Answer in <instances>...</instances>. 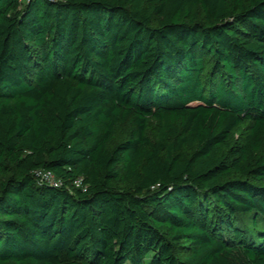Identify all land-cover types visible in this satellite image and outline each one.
<instances>
[{"label":"trees","instance_id":"16d2710c","mask_svg":"<svg viewBox=\"0 0 264 264\" xmlns=\"http://www.w3.org/2000/svg\"><path fill=\"white\" fill-rule=\"evenodd\" d=\"M0 264H264V0H0Z\"/></svg>","mask_w":264,"mask_h":264},{"label":"built area","instance_id":"2783aa9c","mask_svg":"<svg viewBox=\"0 0 264 264\" xmlns=\"http://www.w3.org/2000/svg\"><path fill=\"white\" fill-rule=\"evenodd\" d=\"M36 175L40 178L41 181L47 184L49 183V185L60 186L62 184L60 179L56 178L50 170H45V169L37 170ZM75 184L77 186L80 185V180L79 179L76 180Z\"/></svg>","mask_w":264,"mask_h":264},{"label":"rangeland","instance_id":"374dc122","mask_svg":"<svg viewBox=\"0 0 264 264\" xmlns=\"http://www.w3.org/2000/svg\"><path fill=\"white\" fill-rule=\"evenodd\" d=\"M156 127V123L154 121H150V125H149V134L150 136H152L154 130ZM246 128H247V123L242 124L238 130H236V132L234 133V136L232 137V142L236 141L241 135H243L246 132Z\"/></svg>","mask_w":264,"mask_h":264}]
</instances>
